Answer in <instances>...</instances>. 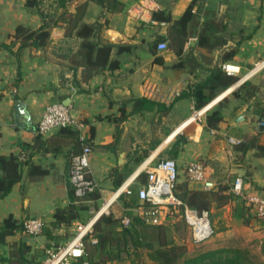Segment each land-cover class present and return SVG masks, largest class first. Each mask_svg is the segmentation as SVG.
Returning <instances> with one entry per match:
<instances>
[{"label": "crops", "instance_id": "crops-1", "mask_svg": "<svg viewBox=\"0 0 264 264\" xmlns=\"http://www.w3.org/2000/svg\"><path fill=\"white\" fill-rule=\"evenodd\" d=\"M139 1L103 5L95 0H0V155H15L22 162L21 180L0 197V224L10 216L21 223L36 217L46 224L37 236L23 228L9 234L0 244V264H10L21 243L29 247L25 264H37L47 247L70 239L78 222H85L108 198L104 211L112 194L128 182L133 191L126 194L132 195L129 205L119 198L109 213L121 220L141 215L144 202L137 192L147 180L144 165L162 158L177 161L178 182L190 189H205L190 180L186 170L191 161H201L217 187L232 194L226 204L210 210L219 236L205 241L214 243L210 248L237 246L230 243L241 232L249 231L254 238L264 233V218L245 200L247 195L264 194V131L258 128L264 118V67L237 84L264 59V0H156V13L171 18L158 19L165 22L158 25L129 13ZM186 14L187 22L181 28L175 25ZM77 19L78 28L82 23L99 25L91 39L111 46L110 61H118V67L88 73L83 34L78 28L67 31ZM19 26L47 31L48 42L24 44L17 36ZM180 38L184 41L179 51L172 40ZM161 41L168 49H158ZM225 62L241 67V73L233 75L236 81L217 86L205 105L229 90L200 119L183 125L199 109L197 91L211 93L210 78L218 70L225 72ZM55 102L68 105L83 128L38 134L46 106ZM18 104L21 114L16 112ZM244 107L246 118L237 123L235 116ZM215 108L225 116L220 128L207 124V113ZM259 132L254 146L235 151L246 135ZM82 137L93 148L88 175L99 185V198L78 199L76 203L86 207L79 217L57 224L58 209L73 203L69 172L72 157L83 148ZM238 176L244 181V197L232 191ZM170 219L166 209L163 221Z\"/></svg>", "mask_w": 264, "mask_h": 264}, {"label": "trees", "instance_id": "trees-1", "mask_svg": "<svg viewBox=\"0 0 264 264\" xmlns=\"http://www.w3.org/2000/svg\"><path fill=\"white\" fill-rule=\"evenodd\" d=\"M60 1L65 2L66 0ZM95 1L104 5L113 0ZM34 2L35 1H29L28 4H34ZM69 15L72 17V14ZM154 16L156 19L167 21L171 19L169 15H159L158 13H155ZM188 18L189 16L186 14L181 20L177 21L175 25L181 28V24H185ZM77 22L78 19L70 23L67 29L68 33L78 28ZM98 27L99 25L97 23H82L78 28L79 33L83 34V41L81 44L83 61L86 67L89 68L88 73L90 74L104 70L107 67L116 68L119 66L118 61H110V45H100L98 42L91 39V35L96 29L98 30ZM17 36L24 38V44H46L49 40V33L47 31H30L24 26H19L17 28ZM183 41L182 38L179 40L173 39L172 44L176 49H181ZM232 54L233 52L228 53L227 57ZM210 80L212 81V85L209 95L203 94L200 90L196 93L198 99L197 106L199 108L204 106L214 96L217 86H228L236 81V77L218 70ZM254 91L255 87L253 86L252 89L249 90L247 96L251 97ZM236 94L239 95L237 92ZM225 121V116L219 108H215L207 113V124L211 128H220L221 124ZM67 128L71 127H64L62 129ZM260 134L261 132L255 135H246L235 146V151H246L254 146V144L258 142ZM21 178L22 162L19 157L15 155H0V197L7 195ZM174 192L181 203L170 205L169 215H171V221L169 220L168 222L150 225L145 222L141 213V215L130 217V223L128 225L121 223L120 231L115 232L110 228V225L118 222L120 219L114 217L112 213L102 214L95 222L92 233L84 238V255L79 258L75 264H108L111 261L123 259L124 253L134 255L133 264H257L253 258L251 249L245 246H222L193 253L190 244L177 242L171 237L170 233L172 228L174 229L176 227L177 221H186L184 218V210L186 207L195 209L199 212L203 210L210 212L213 206L226 204L232 197L231 193H223L222 187L212 189H190L181 182H177ZM72 194L73 203L67 208L58 209L56 212L57 224L70 223L72 220L79 217L80 210L86 208L84 205H78L76 203L79 201V198L75 195L74 189L72 190ZM89 196H92L93 199L99 198L96 191ZM131 196L132 195L123 194L120 196V199L123 203L129 205L128 198ZM132 202L134 201L132 200L131 203ZM147 206L148 204L144 203L142 208H146ZM140 226H145L146 229L142 230ZM18 228L24 229L23 223L19 222L13 216L5 219V221L0 224V244L5 243L6 237ZM215 232L214 229V233ZM92 238H95L96 242H93ZM28 248V245L21 243V245L14 250V259L10 258V264H25V262H27L26 253L29 251ZM145 249L147 250L146 253L144 251ZM262 249L264 251V241L262 243ZM144 255H147L149 260L144 259ZM42 261L43 259H40L37 264H42Z\"/></svg>", "mask_w": 264, "mask_h": 264}, {"label": "built area", "instance_id": "built-area-1", "mask_svg": "<svg viewBox=\"0 0 264 264\" xmlns=\"http://www.w3.org/2000/svg\"><path fill=\"white\" fill-rule=\"evenodd\" d=\"M159 8V3L156 0H140L136 5L129 9V13L151 25L165 24L164 21L161 22L154 16ZM157 47L159 50L168 49V43L166 41H161L158 43ZM263 67L264 59L257 62L255 66L246 73V75L237 81V84L258 72ZM222 69L231 75L241 73V67L233 63H223ZM228 90L229 89L224 91L221 96L207 105L194 110L191 117L185 121L183 125L200 119V117L204 115L220 97L224 96ZM83 126L84 123L72 113L68 105L62 102H55L46 106L37 125L36 131L38 134L44 135L54 129L72 127L80 130ZM258 128L264 131V118L260 119ZM81 139L83 141V148L79 153L72 157L69 172L70 184L74 189L75 195L79 199L85 198L99 190L98 183L88 175L91 167V154L93 148L88 143H85L83 137ZM144 166L147 172V180L138 190L137 196L144 203L148 204L146 208L142 209V215L145 222L150 225H158L163 221V213L165 210L167 209L170 211V205L181 203L174 192L179 178V166L177 161L173 158H162L154 165L148 166L146 163ZM186 170L189 179L202 183L205 189L217 187V182L209 177L206 167L201 161H191L187 165ZM129 184L130 183L128 182L117 189L112 194L114 195V198L111 203L104 211H101L108 200V198H104L102 200V206L99 207V210L95 215L88 221L78 222L72 237L65 243L47 247L42 264H73L81 258L84 255V238L92 233L93 226L100 216L105 212L109 213L110 207L115 200L119 199L123 194H131L133 192ZM232 191L238 196H245L244 181L241 176L235 178ZM245 200L248 207L257 217L264 218V194L247 195L245 196ZM184 218L191 228L194 243L204 242L214 234V226L209 211L203 210L202 212H199L195 209L186 207L184 210ZM122 221L125 225H128L130 223V217H124ZM23 225L25 232L31 236L42 234L46 228L44 220L36 217L25 219ZM92 241L96 242V239L92 238Z\"/></svg>", "mask_w": 264, "mask_h": 264}, {"label": "rangeland", "instance_id": "rangeland-1", "mask_svg": "<svg viewBox=\"0 0 264 264\" xmlns=\"http://www.w3.org/2000/svg\"><path fill=\"white\" fill-rule=\"evenodd\" d=\"M100 202L101 203H99V207L102 206V200ZM99 207L95 210V212L92 214V216L89 217L86 221H88L90 218H92L95 215V213L99 210ZM105 213H107V212H105ZM168 221L169 220L162 221L161 223L168 222ZM121 223H123V221L120 218V220L118 222L111 224L110 228L112 230H114L115 232L120 231L119 229H120ZM176 227L175 228L177 230L175 228L174 229L172 228V231L170 233L171 237L174 238L175 241H177V242H181V243L185 242V243L190 244V247H191L193 253L201 251V250L209 249L214 244L213 242L194 243V241L192 239L191 228L187 224L186 221H181V220L177 221ZM140 228L142 230L144 229L142 226H140ZM215 231H216V229H215ZM249 233H250L249 231L243 232V233L241 232L240 234L233 236L235 239H234L233 243H230V244H238V245L243 244L244 246L250 248L252 251V254H253V258L256 261V263L257 264H264V251L262 249V243L264 241V233H261V236L259 238L258 237L254 238V236H252V235L250 236ZM72 235H73V233L69 234V236H72ZM215 236H216V232L214 233V235L211 238H209V240L213 239V237H215ZM217 237H219V236H216V238ZM217 239H219V238H217ZM212 241H215V240H212ZM236 242H239V243H236ZM144 251L146 253L147 250L145 249ZM143 258L149 260L147 255H144ZM133 259H134V255L124 253L123 259L114 260V261L109 262L108 264H133ZM73 264H75V262Z\"/></svg>", "mask_w": 264, "mask_h": 264}, {"label": "water", "instance_id": "water-1", "mask_svg": "<svg viewBox=\"0 0 264 264\" xmlns=\"http://www.w3.org/2000/svg\"><path fill=\"white\" fill-rule=\"evenodd\" d=\"M65 104V103H64ZM16 112H17V114H21V112H22V108H21V105L20 104H18L17 105V107H16ZM245 112H246V108L244 107V108H242L238 113H237V115L235 116V121L237 122V123H239V122H242V121H244L245 120Z\"/></svg>", "mask_w": 264, "mask_h": 264}, {"label": "bare ground", "instance_id": "bare-ground-1", "mask_svg": "<svg viewBox=\"0 0 264 264\" xmlns=\"http://www.w3.org/2000/svg\"><path fill=\"white\" fill-rule=\"evenodd\" d=\"M109 200V199H108ZM99 214V213H98Z\"/></svg>", "mask_w": 264, "mask_h": 264}]
</instances>
